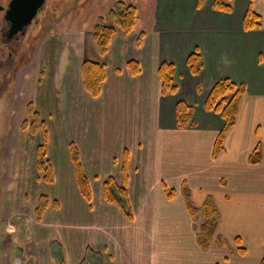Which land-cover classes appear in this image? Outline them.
I'll return each instance as SVG.
<instances>
[{"label":"crops","instance_id":"obj_1","mask_svg":"<svg viewBox=\"0 0 264 264\" xmlns=\"http://www.w3.org/2000/svg\"><path fill=\"white\" fill-rule=\"evenodd\" d=\"M124 1L137 11L133 30L126 35L117 31L103 57L92 49L95 60L106 65L97 97L83 86L84 52L74 57L68 51L72 41L83 40L78 32L56 30L40 47L42 63L37 77L30 78L34 84L29 103L46 126L55 194H44L51 203L40 220L34 210L43 193L32 198L30 220L36 228L46 225L49 235L55 236L59 258L46 253L38 264H80V244L86 241L100 243L111 264H260L264 255V0L251 1L261 22L251 30H244L242 23L250 0H231V12L215 10L210 0L200 6L197 0ZM140 32L144 35L137 44ZM59 42L66 45L56 55ZM194 48L200 51L203 68L198 76L187 77L188 100L200 105L213 81L209 73L220 69L222 55L237 65L235 72L226 75L245 87L235 122L216 157L212 149L223 125L221 118L198 108L197 125L177 128L172 98L159 93V62L170 60L181 68ZM129 60L139 63L137 75L130 73ZM200 78L209 83L203 94L196 87ZM245 79L252 81L247 91ZM173 134L181 141L169 147ZM257 143L261 158L250 164L248 157ZM70 144L78 150L88 178L89 200L77 186ZM37 172L35 180L43 181ZM108 175L127 187L132 220L116 204L103 200L101 182ZM163 184L175 190L186 184L195 207L207 196L213 198L219 220L207 246L200 242L204 237L201 216L190 213L183 193L167 198ZM55 210L59 214L46 222V214ZM16 211L13 214L20 212ZM177 216L182 226H177ZM236 237L244 254L237 250Z\"/></svg>","mask_w":264,"mask_h":264},{"label":"rangeland","instance_id":"obj_2","mask_svg":"<svg viewBox=\"0 0 264 264\" xmlns=\"http://www.w3.org/2000/svg\"><path fill=\"white\" fill-rule=\"evenodd\" d=\"M7 1L8 0H0V5L6 6ZM210 1L212 4L213 0ZM49 3H53L54 5L52 13L46 12V14H44L40 21L39 30H37L38 26H36L37 29L35 28V32L37 33L35 38L30 37L28 39L29 47H27L26 52L19 54V61H17L18 65H15V70L13 69L10 74L3 73V77L0 76L2 78H0V83H2L0 86V264H38L41 257H43L42 255L44 254L45 256L46 253H54L55 256L59 258L55 236L49 235L50 230L46 225L36 228L30 220V216L33 214V209L31 210L29 206L35 202V197L41 193L50 196H54L55 194V191L52 190L55 185L51 187L52 184L50 183L35 180V171L37 172L38 170H35L34 156H36V147L42 139V130L38 127L36 131L31 133L28 129L30 126L29 122L32 120L31 114H33V111H31L32 105L29 103V101H31V93L33 92L34 84L31 83V79L33 76L37 77L38 69L41 67L40 47L43 41L47 40V37H50L51 34H56V30L66 29L67 33L74 31L78 32L79 39L83 40L78 41V43L72 41L70 46H68V51H71V55H74V57L75 55L81 56L82 52H84V59L91 58L92 60H95L96 56L92 55V49H96L92 38L93 29L99 17H104L106 20L107 10L113 2H111V0L45 1L46 6H49ZM105 9L106 11L103 12ZM44 11L45 8L40 10L38 15H42ZM107 22H109L108 19ZM3 25V10H0V28ZM2 33L3 31H0V34ZM64 44L66 45V42H64ZM64 44L59 42L56 55L61 53L63 48H65ZM15 50L16 49L12 51V60H14L15 57L17 58V56L14 55ZM192 50L190 52H192ZM189 53L186 54L183 61L184 63L182 64L183 67L180 66L181 68H179L175 62L171 61L175 65L174 78L177 85V89L174 93H167L165 95L161 94V82L158 79L160 84L159 93L161 96L172 98L174 103L175 124L176 104L179 101H185L191 106V124H188L186 127H178L176 125L177 128L181 129L197 125L198 121L195 118V112L198 108H200L204 114L211 113L214 116H219L218 113L206 111L204 109L203 103L205 98L200 105L197 102H193V100L187 99V77L191 74L186 62ZM67 54L68 53L65 51L64 55L67 56ZM1 55L3 54L1 53L0 57ZM4 59H7L6 50H4ZM219 59V62L221 63L220 69L215 66L213 62V66L215 68L217 67V69L214 71L212 70L209 73L210 79L213 80L210 83L211 86L221 78H229L228 75H231L229 74V71L235 72L237 70L236 63L230 58L222 55ZM59 60L61 61V58H59ZM162 61L168 60H161L159 64ZM226 73H228V75H226ZM191 75L196 76L193 74ZM219 75L220 77H218ZM28 76L29 78L27 79ZM197 82H199V84L197 83L196 85L197 90L199 94H203V92L207 90L209 83H207L204 78ZM243 82L246 84L247 91L249 83H252V81L245 79ZM211 86L209 88H211ZM249 97L250 95H248L246 99ZM25 119L26 129H23L22 124ZM221 120L223 123L222 118ZM145 128L146 126L142 127L143 134ZM20 129L23 131L21 132ZM142 141V147H144V138H142ZM180 141L181 140L178 139L176 134L171 135L169 139V147H172L174 144L177 145ZM160 154L158 156H160V158L163 157V155ZM170 155L176 157V155ZM37 173L40 174L41 172L38 171ZM184 186H186V184L181 185L182 190V187ZM169 188L173 189L174 195L175 193H183L184 195V190L182 191L180 188L176 187V190L172 187ZM64 190L62 191L63 193H69L68 191L64 192ZM15 210H20V212L13 214ZM59 211L60 210H55L47 213L46 222H49L52 219L51 216H57ZM196 214L200 215L203 219L201 211H198ZM176 221H178L177 226L183 225V220L180 216L176 217ZM80 245L82 248L80 251L81 254L79 252V256L82 258L80 264H88L91 260L97 261L99 264L101 262H103V264L112 263L109 255L104 247H101L100 243H90L89 241H86ZM71 261H73V259L69 260V262ZM51 264L54 263L52 262Z\"/></svg>","mask_w":264,"mask_h":264},{"label":"trees","instance_id":"obj_3","mask_svg":"<svg viewBox=\"0 0 264 264\" xmlns=\"http://www.w3.org/2000/svg\"><path fill=\"white\" fill-rule=\"evenodd\" d=\"M204 0H197V5L200 6ZM251 1L243 16V29H257L261 26L260 16L251 7ZM212 7L215 10L231 12V0H213ZM107 19L109 22H107ZM137 20V11L133 4L127 3L124 0L114 1L107 10V18L99 17L95 23L92 38L94 40L97 54L103 57L107 53V49L112 36L121 31L123 34L131 32ZM144 33L140 32L137 37V44L141 43ZM187 66L191 74L197 75L203 68V61L198 49L192 50L187 56ZM127 67L131 74L137 75L140 72V65L136 60H129ZM106 65L100 60L83 59L80 72L85 90L93 97H97L100 92L101 84L105 78ZM175 65L171 61H162L157 68L158 79L161 82V94L174 93L177 85L174 78ZM244 86L237 84L230 78H221L214 82L209 89L203 107L206 111L218 113L223 119V126L218 132L212 149V156L223 149V142L227 130L233 126L236 113L239 107L241 96L244 92ZM191 106L185 101H179L175 106L176 125L178 127H186L191 124ZM37 112H33L32 120L29 122V131L32 133L39 127L42 130L41 142L36 147V168L40 173V178L47 183L53 180V172L47 155V130L45 123L39 118ZM26 119L23 121L22 128L25 127ZM70 158L73 164L74 174L77 181V186L80 193L87 200L90 199L91 190L88 178L83 171L79 159V153L76 147L72 144L69 146ZM125 153V151H124ZM261 158L260 144L257 143L253 151L249 154L248 161L250 164L259 162ZM163 190L167 198H172L174 195L173 189L166 187L163 184ZM184 198L187 208L190 213L196 214L201 211L202 222L200 230L203 232V239L200 242L202 246H207L209 240L214 235L218 225L219 214L216 204L211 196H207L200 208L195 207L189 198V190L184 186ZM101 196L107 203L116 204L128 220H132V213L127 199V187L118 185L112 175H108L101 182ZM49 198L41 194L37 199V204L34 210V216L40 220L43 213L49 206ZM237 250L240 254H244L245 250L241 246L239 237H236ZM221 264V263H213ZM260 264H264V255L261 258Z\"/></svg>","mask_w":264,"mask_h":264},{"label":"flooded vegetation","instance_id":"obj_4","mask_svg":"<svg viewBox=\"0 0 264 264\" xmlns=\"http://www.w3.org/2000/svg\"><path fill=\"white\" fill-rule=\"evenodd\" d=\"M114 1H116V0H114ZM0 6H2V5H0ZM53 6H54L53 3H49V6H46V4H44L43 7L40 9V10H42L43 8H45V11L43 12V14L38 15V13L40 11L39 10L37 15L33 18L32 22L26 27L25 31L23 33H18L17 35H15L11 38H8L5 35L6 29H5V22H4V25L0 28V31H3V33L0 34V54L1 53L3 54L0 57V76L1 77H3V73L10 74L11 71L15 68V65H18L17 61H19V59H18L19 54L26 52L27 47H29L28 46L29 45L28 39L30 37L35 38V35L37 33V32H35V30L37 29L36 26H38L37 30H39L40 21H41L42 17L44 16V14H46V12L52 13ZM14 49H16L14 51V55L17 56V58L15 57V59L12 60L11 56H12V51ZM4 50H6V52H7V59H4ZM1 84L2 83H0V86H1ZM0 89H1V87H0ZM31 109H32L31 111L37 112L36 110L34 111L33 107ZM32 115L33 114H31V117H32ZM38 115H39V113H38Z\"/></svg>","mask_w":264,"mask_h":264},{"label":"water","instance_id":"obj_5","mask_svg":"<svg viewBox=\"0 0 264 264\" xmlns=\"http://www.w3.org/2000/svg\"><path fill=\"white\" fill-rule=\"evenodd\" d=\"M46 0H8L6 6H0L3 10L5 22V35L11 38L18 33H23L32 22Z\"/></svg>","mask_w":264,"mask_h":264},{"label":"bare ground","instance_id":"obj_6","mask_svg":"<svg viewBox=\"0 0 264 264\" xmlns=\"http://www.w3.org/2000/svg\"><path fill=\"white\" fill-rule=\"evenodd\" d=\"M54 207V206H53Z\"/></svg>","mask_w":264,"mask_h":264}]
</instances>
